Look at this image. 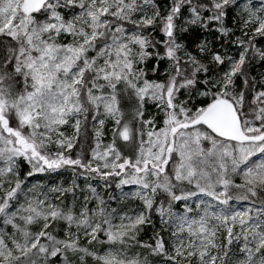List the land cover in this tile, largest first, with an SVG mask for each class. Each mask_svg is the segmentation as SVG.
Masks as SVG:
<instances>
[{"label": "snow or ice", "instance_id": "snow-or-ice-1", "mask_svg": "<svg viewBox=\"0 0 264 264\" xmlns=\"http://www.w3.org/2000/svg\"><path fill=\"white\" fill-rule=\"evenodd\" d=\"M0 264H264V0H0Z\"/></svg>", "mask_w": 264, "mask_h": 264}]
</instances>
